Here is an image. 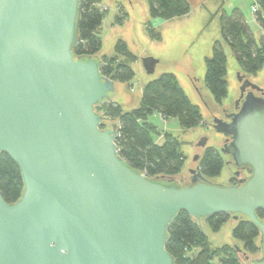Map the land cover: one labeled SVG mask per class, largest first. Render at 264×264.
<instances>
[{"label":"water","instance_id":"95a60500","mask_svg":"<svg viewBox=\"0 0 264 264\" xmlns=\"http://www.w3.org/2000/svg\"><path fill=\"white\" fill-rule=\"evenodd\" d=\"M84 2L0 0V154L17 163L25 184L12 205L0 194V264H174L166 245L180 212L202 233L217 214L254 224L264 255V74L253 80L234 68L224 107L240 93L235 112L213 118L215 131L229 137L222 152L251 169L248 180L219 186L190 173L207 147L205 134L180 176L150 179L120 157L118 124L101 130L109 119L95 108L128 92L102 74L105 48L74 56ZM158 63L142 60L149 75ZM226 167L234 176L235 167Z\"/></svg>","mask_w":264,"mask_h":264},{"label":"trees","instance_id":"16d2710c","mask_svg":"<svg viewBox=\"0 0 264 264\" xmlns=\"http://www.w3.org/2000/svg\"><path fill=\"white\" fill-rule=\"evenodd\" d=\"M151 20L171 21L186 17L191 13L187 0H147ZM101 0H85L78 30L79 43L74 49V56H98L103 48L101 27L106 12L101 9ZM261 11L256 13L263 32L260 44L257 43L245 15L238 9L232 13L223 11L220 16L222 40L213 46V54L206 60V85L216 104L228 98L229 83L228 57L224 49L226 44L234 53L243 74L256 76L264 69V1L260 2ZM124 16L117 21L123 25ZM152 38L161 40L151 24L147 26ZM117 56L103 57L102 74L114 82L130 83L136 76L131 62L136 58L130 53L127 44L120 41L116 46ZM120 56L124 60H120ZM100 58V57H99ZM95 111L105 116L101 130L118 124L116 145L120 157L133 170L144 173L148 178L165 177L174 179L179 176L186 165L187 158L182 152V143L173 134L162 133L149 122V118L160 114L165 120L177 119L181 128L188 130L202 125L204 118L199 106L194 104L178 78L172 73H165L149 82L143 92L138 108L124 111L116 102L98 105ZM110 122V126L105 124ZM163 137L162 144L156 143V137ZM224 161L218 151L208 148L201 160V170L210 179L221 175ZM25 191L22 172L17 163L6 153L0 154V194L8 204L18 202ZM258 215L264 218V212ZM230 220L226 214L214 215L207 223L208 228L218 233ZM201 227L186 212H180L168 231L166 250L173 257L174 264H243L238 250L229 246L212 250L208 238ZM234 238L243 244L244 250L251 255L260 252V233L250 222L242 221L233 231Z\"/></svg>","mask_w":264,"mask_h":264},{"label":"rangeland","instance_id":"374dc122","mask_svg":"<svg viewBox=\"0 0 264 264\" xmlns=\"http://www.w3.org/2000/svg\"><path fill=\"white\" fill-rule=\"evenodd\" d=\"M99 6L106 12L101 27V36L104 43L102 50L105 48L102 54L109 58L117 56L116 46L120 41H123L127 44L130 53L136 58L135 61L131 62V66L134 69L136 76L130 83H122L124 84L122 89H125L128 93L124 94L123 98L119 97L116 101L118 104L122 105L125 110H132L139 107L145 85L150 81L158 79L165 73H173L178 76L181 85L184 87L191 100L200 106L204 122L206 123H202V125L188 130L181 128L177 119L164 120L158 113L153 114L149 118V122L154 124L160 132H168L178 138L182 143L181 150L187 158L186 164L191 163L189 159L190 155L193 153L192 144L200 134H205L207 138H209L207 144L208 147H214L215 133L206 127L207 123L212 121V110L210 109L209 104H216L206 85V59L212 56L214 44L211 47L210 55L208 57L204 54L208 45L212 41L209 38H205L203 39V42H198L200 43L199 45L197 43L195 47H191L192 51L200 50V52L197 51L199 52L197 55L192 53L193 56L191 59L176 61L173 60L174 58H172L171 55H169L171 52V44L169 42H167L168 44H166V42L165 44H162V39L156 40L152 38L147 28L148 24H151L156 34H164V29L159 28L158 26L156 27L153 24L149 15V5L147 0H101ZM119 16L126 17L124 25L118 23L117 18ZM191 23L199 24L198 21H191ZM217 30L216 24L213 23L210 28L211 32L208 30L206 34H214V31L217 32ZM218 39L223 42L221 32ZM224 49L228 57L227 81L229 83L228 97H230L233 95L235 87L232 72L234 71V68L239 70L240 68L234 53L226 44H224ZM146 57L161 58L160 63L157 65L156 70L152 75L147 74L143 67L142 60ZM120 60H124V57L120 56ZM216 105L218 106L217 112L220 113L221 109L219 108H221V106L218 104ZM108 124H110V122H107L105 127H108ZM163 142V137H156V143L162 144ZM233 177L234 176L231 172L228 171V168L225 167L221 176L213 180L217 183L230 184ZM237 225L238 222L229 220V222L224 225L218 233L212 232L207 225L206 228L203 227L211 249L216 250L225 246L235 249L233 246V242H235L243 251V244L237 241L233 236V231ZM256 257H260V255H256ZM214 263L220 264V261L215 260Z\"/></svg>","mask_w":264,"mask_h":264},{"label":"crops","instance_id":"0c3cea01","mask_svg":"<svg viewBox=\"0 0 264 264\" xmlns=\"http://www.w3.org/2000/svg\"><path fill=\"white\" fill-rule=\"evenodd\" d=\"M187 1L189 2L192 9L191 13L188 16L182 18H176L171 21L152 20L153 24L156 27L158 26L159 28L164 29L163 31L164 34L161 35V39H162L161 42L162 44H165V42L166 44H168L167 42L171 44V52L169 53V55H171L172 58H174L173 60L179 61V60L191 59L193 54L197 55L200 52V50H197L199 52H197L196 50L192 51V48L195 47L198 42H203V39L205 38H209L212 41L205 50L204 55L208 57L210 55L212 45L215 44L217 41H219L218 37H220V32H221L220 16L223 11L227 13H232L236 9L240 10L245 15L246 21L251 31L253 32L257 43L260 44L261 38L263 36V32L260 24L258 23L257 15L253 13V7L254 6L258 7L260 12L261 11L260 2L264 0H187ZM262 15L264 17V12L262 13ZM191 21H198L199 24H192ZM213 23L216 24V28L218 30L217 32L214 31V34L207 35L206 32L208 30L210 31V28L213 25ZM193 32L195 35L193 34ZM199 44L200 43H198V45ZM103 57H108V56L101 53L100 59ZM154 59L158 60L160 63L161 58L158 57ZM259 74L263 75L264 69L261 72H259L256 76L249 75V77L253 80H256ZM176 77L178 78V76ZM178 81L181 84L179 78ZM182 88L184 89L183 86ZM226 100H230V97H228ZM226 100L224 101V105L226 104ZM196 105L199 106L198 104ZM209 105H210V109L212 110V113L218 115L217 112L218 106L216 104L213 105L209 104ZM120 106L122 107V105ZM123 110L131 111V110H125L124 108Z\"/></svg>","mask_w":264,"mask_h":264},{"label":"flooded vegetation","instance_id":"af4514ba","mask_svg":"<svg viewBox=\"0 0 264 264\" xmlns=\"http://www.w3.org/2000/svg\"><path fill=\"white\" fill-rule=\"evenodd\" d=\"M247 78V77H246ZM252 83H254V82H252ZM255 84V83H254ZM257 85V84H256ZM258 86H260V87H262V88H264V85H258ZM255 94L257 95V96H259V97H262L263 95L261 94V93H258V92H255ZM240 93H239V96L237 97V99L234 101V104H231V107L230 108H225L224 107V102L222 103V106H221V112L220 113H218V115H216V114H213L212 113V123L211 122H208V124L206 125V127L207 128H209L210 130H212L214 133H215V139H214V141H215V146L214 147H206L205 149H204V151L206 150V149H208V148H213V149H215L216 151H218V153H219V155L222 157V159H223V161H224V168L228 165V166H233V167H235V169H236V171H235V173H234V177H233V179H232V182L228 185V186H231V185H235V186H240L241 185V183L243 182V181H245V180H248L251 176H252V172H251V169L249 168V167H242V168H238L235 164H234V161H233V158H232V156L231 155H226V154H224L222 151L223 150H225L226 148H225V146L228 144V139H229V137L228 136H225V135H221V134H218L216 131H215V129L213 128V118L214 117H218V118H220V119H223V120H228L227 118H228V116H230L233 112H235V103H236V101L240 98ZM264 97V96H263ZM219 145H221L220 147H219ZM203 154H204V152H203ZM203 154L201 155V157H199L200 158V161H199V164L197 165V167L195 168V169H191L190 170V173H191V171H193V170H197V171H200L202 174H203V172H202V170H201V160H202V156H203ZM198 158V159H199ZM225 158H228V160H226ZM197 159V160H198ZM224 168H223V170H224ZM199 169V170H198ZM223 170H222V172H223ZM222 172H221V174H222ZM203 176L206 178V180L208 181V182H210V183H212V184H214V185H219V186H224L223 184H219V183H215V182H213V179H215V178H213V179H210V178H207L204 174H203ZM221 176V175H220ZM219 176V177H220ZM193 177V175L191 174V178ZM218 178V177H217ZM216 178V179H217ZM191 180V179H190ZM260 211H263L264 212V210H260ZM259 213V212H258ZM259 216V215H258ZM232 217H230V219H231ZM259 218H260V220L262 221V222H264V218H261L260 216H259ZM242 221H244V220H242ZM241 220H239L238 221V224L240 223V222H242ZM236 228V227H235ZM259 244H260V238H259ZM260 252L258 253V254H256V255H260L261 257L260 258H257V259H254L252 262H250V256H256V255H251L249 252H247L246 250H244V248H243V251L242 250H239L238 252L239 253H241L242 252V254H243V256H244V259H245V262L243 263V264H253V262H257V261H261L262 259H263V257H264V255H263V250H262V246H261V244H260ZM238 250V249H237ZM245 254H247L248 256H249V260H247L246 259V256H245Z\"/></svg>","mask_w":264,"mask_h":264},{"label":"built area","instance_id":"2783aa9c","mask_svg":"<svg viewBox=\"0 0 264 264\" xmlns=\"http://www.w3.org/2000/svg\"><path fill=\"white\" fill-rule=\"evenodd\" d=\"M258 12V7L254 6L253 7V13L256 14Z\"/></svg>","mask_w":264,"mask_h":264}]
</instances>
